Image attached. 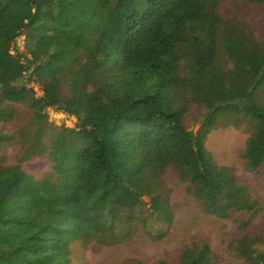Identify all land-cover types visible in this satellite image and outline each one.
Returning <instances> with one entry per match:
<instances>
[{
    "label": "trees",
    "instance_id": "1",
    "mask_svg": "<svg viewBox=\"0 0 264 264\" xmlns=\"http://www.w3.org/2000/svg\"><path fill=\"white\" fill-rule=\"evenodd\" d=\"M223 1L0 0V104H11L0 108V123L20 121L10 136L20 160L47 155L55 172L37 182L0 167V264H72L73 241L122 245L140 230L161 240L149 220L172 221L161 203L170 168L205 213L264 212L204 147L217 120L234 119L251 130L245 169L264 168V42L223 17ZM23 35L28 61L12 53ZM31 69L39 98L18 84ZM188 104L206 111L196 133L184 125ZM55 106L75 127L49 122L44 111ZM259 235L229 249L244 264H264ZM207 250L186 247L177 264H203Z\"/></svg>",
    "mask_w": 264,
    "mask_h": 264
},
{
    "label": "rangeland",
    "instance_id": "2",
    "mask_svg": "<svg viewBox=\"0 0 264 264\" xmlns=\"http://www.w3.org/2000/svg\"><path fill=\"white\" fill-rule=\"evenodd\" d=\"M219 11L223 17H234L244 22L264 42V3L253 0H224ZM12 53L24 55L27 61L31 59L25 35L16 40ZM32 70L18 84L33 88L35 97L39 98L43 91L32 78ZM181 71L183 74L187 73L184 65L181 66ZM7 106L11 107V104H0V108ZM13 106L19 113L27 115L25 105ZM185 108L184 125L196 133L204 123L206 111L195 104H188ZM44 112L48 115L49 122L56 126L73 128L76 125L75 117L67 115L56 106L46 108ZM233 120H217L204 137V147L210 153L217 170L229 171L235 175L264 206V168L248 172L241 157L251 136L250 127L245 124L236 125ZM19 126L20 121L16 120L0 123V133L8 136L3 137L4 142L1 143L0 167H17L37 182L54 175L53 164L47 155L32 160H20V146L10 140L11 134ZM163 181L167 192L161 203L170 207L172 221L168 225L165 220L153 216L149 220L153 232L164 233L161 240H150L143 230H140L133 241L122 245L101 246L94 242L76 240L70 247L72 264H177L182 251L196 243L207 245L203 264H244L240 257L231 252L230 243L243 235L255 234H260L264 241L263 211L257 215L234 213L228 218H220L202 210L199 202L188 193L187 184L179 179L172 168L163 175ZM143 199L150 208L151 198Z\"/></svg>",
    "mask_w": 264,
    "mask_h": 264
}]
</instances>
